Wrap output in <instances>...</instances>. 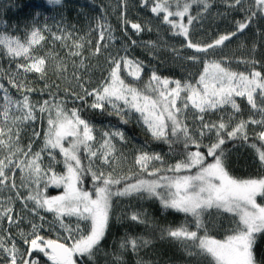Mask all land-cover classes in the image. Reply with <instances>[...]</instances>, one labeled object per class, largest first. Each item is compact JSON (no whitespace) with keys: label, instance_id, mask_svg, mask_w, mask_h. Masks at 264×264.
Instances as JSON below:
<instances>
[{"label":"snow or ice","instance_id":"snow-or-ice-1","mask_svg":"<svg viewBox=\"0 0 264 264\" xmlns=\"http://www.w3.org/2000/svg\"><path fill=\"white\" fill-rule=\"evenodd\" d=\"M215 0H139L141 7H147L156 17H160L163 24L169 25L172 35L183 36V47L193 49L195 53L210 55V49L225 45L233 37L239 39L245 30L251 31L253 25L264 26V0H222L227 14L242 13L241 19L232 18L231 30L219 34L213 41L199 44L189 38V26L193 20L198 23L205 19L204 14L211 15L210 10ZM49 4H61L62 0H48ZM175 4V11L173 10ZM197 5L195 15L191 13L192 5ZM119 17L121 29L127 36L128 29L136 34L153 31L148 23L133 22L127 19V0H120ZM14 6V10H15ZM163 14V15H161ZM39 15V14H37ZM179 17V21L170 19ZM187 17V24L184 18ZM95 19L90 31L98 34V42L94 52L100 53V42H104L107 75H102V82L91 89L84 86L82 75L73 73V79L81 89V94L73 93L82 107L99 110L109 115H117L123 124L129 122V116L138 113V121L146 126L155 140H163L171 146L181 143L185 149L190 145L196 146V151L188 152L185 160L176 163L169 171L179 172L181 169L197 168L195 175L183 177L161 176L157 180H146L131 176L107 175L93 164L97 158V151L93 150L90 142L96 140L93 135L94 125L81 114L82 108L66 109V100L59 98V86L45 81L43 88H34L17 80L15 73L11 74L9 84L22 92V98L16 100L11 97L8 89L0 83L2 93L3 120L9 121L11 126L0 127V264H41L40 255L47 258L51 264H94V258L103 250L102 241L105 239L109 227V213L113 197L137 196L140 199L155 198L158 200L162 212L173 210L191 216L192 226L188 222L177 227L159 229V239L180 242L187 255L193 259L189 264H199V258L211 256L215 264H259L255 255V246L258 235L264 233V206L258 204L256 197L264 195V178L236 179L229 174V149L226 144L233 141L247 142L249 140V125H258L259 130H253L257 140L261 142L250 145L256 150L257 159L264 166V71L254 70L256 61H251L253 70L249 74L236 72L229 67L222 66L221 62L207 60L194 54H188L185 60L193 63H202V72L195 84L181 79H170L158 74L155 64L149 66L131 54V47L138 46L148 50L153 60H159L156 55L159 44L151 40L143 43L128 36L130 46L121 43L116 45L117 37L109 24L106 14L102 11ZM174 30V31H173ZM259 31V29H258ZM264 41V32L260 33ZM55 39L59 36L53 34ZM44 36L40 30L31 32V39L27 44L19 39L0 34V46L7 50L11 57H18L29 52L32 44H38ZM116 46V51H110L109 45ZM80 45H77L79 49ZM172 54L178 55L179 50L167 45ZM255 46H253L254 50ZM79 51L72 55H79ZM31 64H17V71L24 73L40 72L41 79L45 72L43 58H30ZM80 68L87 74L84 60H80ZM133 81H140L145 68L149 69L148 77L139 85L126 83L122 78L121 68ZM174 85V87H169ZM38 91L41 95L47 91V99H31V93ZM183 97L181 106L177 101ZM87 97H92L89 102ZM235 97L246 99L250 107L247 119L242 118L241 105ZM191 107L196 110L194 120L200 121L199 126L193 125L191 131L184 122V113ZM106 106H110L106 107ZM229 106L231 112L219 111ZM16 113L10 116V110ZM217 112V120L205 119L204 113ZM47 127L44 130L42 142L38 150H33V144L41 140V131L36 126L37 121ZM26 126V127H25ZM27 136V144L21 146V133ZM100 143L104 149L99 159L109 164V156L113 152L112 140H125L123 130L116 129L102 133ZM169 136L174 137L170 140ZM71 137L72 139L68 140ZM208 143H204V138ZM68 140V147L64 141ZM234 146V145H233ZM83 147L88 161L82 163L80 150ZM203 147L205 152L199 149ZM57 150L63 159H57ZM48 160H44V156ZM206 157H212L213 162L205 163ZM161 161L162 157L155 153L140 150L136 163L145 168L149 161ZM62 163L66 171L58 172L57 164ZM17 169L20 172V184L16 182ZM159 171V169H156ZM154 174V173H153ZM91 176L93 192L83 188L86 176ZM218 181V183L214 182ZM123 187H116L121 185ZM79 185V187H78ZM49 186L63 187L64 194L48 197L44 193ZM163 187L164 192L157 189ZM26 189L22 195L20 189ZM20 202L19 209L16 202ZM233 213L239 219L231 234L225 239H213L207 234L208 228L214 224H205L204 214L212 215L209 210ZM53 214V220L48 222L41 212ZM65 217H76V223L65 222ZM129 219L143 225H154L147 210L133 212ZM80 221H87L86 231L81 229ZM27 225L26 231L23 225ZM51 230L63 229L64 240H72L70 246L58 240L46 239L41 235L45 228ZM194 228V230H193ZM15 229V231H13ZM203 235H198L201 230ZM17 235L28 248L21 252L18 247ZM190 242V243H186ZM153 241L143 236H126L118 245V250L105 253L112 257L110 264H127L125 256L128 252L138 257L141 248H146ZM38 255H33V253ZM77 256L82 259H74ZM86 258V259H83ZM136 264H144L137 259Z\"/></svg>","mask_w":264,"mask_h":264},{"label":"trees","instance_id":"trees-1","mask_svg":"<svg viewBox=\"0 0 264 264\" xmlns=\"http://www.w3.org/2000/svg\"><path fill=\"white\" fill-rule=\"evenodd\" d=\"M127 2V19L142 24L150 21L153 31H145L140 35H136L129 27L126 36L121 29L120 8L118 6L120 0H62L59 5L49 4L48 0H0V34L19 39L25 44L31 39L33 30H40V34L44 36V39L38 44L31 45L27 57L25 55L11 57L7 54L6 48L0 46V83L4 84L11 97L16 100L22 98V92L9 84L12 73H15L18 81L23 79L24 83L30 84L37 89L43 88L45 81L58 85L59 91L56 94L59 98L66 100L65 107L69 110V114L73 107L82 108V116L94 125L93 135L96 140L90 143L93 150L97 151V158L93 159V164L104 171L106 175L111 172L114 176H131L135 180L137 177L145 179L153 178L154 176H174L192 173L198 169H181L179 172L169 171V169L176 163L185 160L188 152L196 151L195 145H190L185 149L181 143H174L170 148L163 140L153 139L151 133L146 130V126L137 120L138 113L129 116V122L123 124L117 115H109L99 110L82 107L80 101L76 100L73 95V93L83 94L73 79L74 72L81 73L84 86L89 89L97 87L102 82V75H107L108 64L104 42H100V53H95L94 48L98 42V34L95 31H90V25L94 26L95 24L94 18L99 16L102 11L106 14L113 33L118 38L116 45L124 43L130 46L128 36L141 43L149 40L157 42L159 49L156 55L160 58L159 60H153L148 50L143 47H131V54L149 66L155 64L159 69L158 74L170 79H181L182 83L185 81L194 83L198 80L202 64L185 60L184 57L188 54L205 57V54L195 53L193 49L183 47L184 37L172 35V32L168 30L170 26L163 24L160 17L154 16L147 7H141L139 0H127ZM14 6H16L15 10ZM196 8L197 5H192L191 13L193 15H195ZM173 10L175 11L174 3ZM210 12L211 15L204 14L205 19L199 21V23L193 20L189 26V38L196 43L206 44L213 41L219 34L231 30L233 17L241 19L243 15L236 12L228 15L222 0H215ZM170 19L179 21V17H171ZM184 23L187 24V17L184 18ZM261 32H264V26L260 24L253 25L252 30H245V33L239 35V39L233 37L232 40L226 41L224 46L214 50L210 49L209 53L211 54L206 56L205 59L230 62L235 64V67L241 71H252L253 64L251 61H256L254 70L264 71V41L261 40ZM53 34L59 36L60 39H55ZM77 45H80L79 49H77ZM167 45L174 46L179 50V54L174 56ZM253 46H255L254 50ZM109 50L115 52L116 46L110 44ZM76 51H79L80 54L72 55ZM33 57L45 59L43 79H41L42 74L40 72L31 71L24 73L22 69L17 71V64H31L33 60L30 58ZM81 59L84 60V64L87 66L86 75L83 74L85 70L80 68L79 62ZM148 73L149 69L145 68L141 74L140 81H133V78L130 77L125 79V82L139 85L147 79ZM2 95L0 93V127L11 126L9 121L3 120ZM185 95V93H181V100L177 101L178 107L181 106ZM47 98V91L44 95H41L38 91L31 93L32 100ZM87 99L91 102L93 98L87 97ZM237 103L241 105V114L238 115H242V118L247 119L251 111L250 107L244 100L237 99ZM106 107L110 108V106ZM227 107L224 108L223 112H231V108ZM15 113L16 110L14 108L10 110V116ZM195 113L196 110L191 107L189 102V108L182 115L190 131L194 124L197 127L200 124V121L193 119ZM204 115L206 120H217V112H206ZM36 126L41 131V140L33 144L34 151L38 150V146L42 142L44 130L47 127L46 120L43 123L37 121ZM116 129L123 130L125 140H120L118 137L112 140L114 149L109 156L110 163L104 164L99 159L100 153L104 151L100 146L103 139L102 133ZM253 130L258 131L259 126L249 125V140L247 142L233 141L226 144L229 149L227 170L236 179L264 178V166L260 165L256 150L250 146L252 144H256L258 148L261 146V142L256 139ZM70 139L72 138L69 137L68 140ZM169 139L174 140L175 138L169 136ZM68 140L64 141L65 147H68ZM208 142V138L205 137L204 143ZM19 143L21 146L27 144V136L23 132ZM141 149L160 155L162 160L147 162V169L144 170L136 163V157L140 155ZM199 150L206 153V149L203 147ZM2 154L3 152H0V155ZM79 154L82 158V163L86 164L88 157L83 147H81ZM57 159H63L58 150ZM44 160H48L46 155ZM212 160V157H208L205 163L207 164ZM55 169L61 173L66 171L62 163L57 164ZM156 169H159V171H156ZM16 182L20 184V172L18 169ZM116 187H123V183L116 185ZM83 188L93 192V198H95L90 175L84 178ZM20 191L24 195L27 190L22 188ZM63 193V187L49 186L44 194L48 197H54ZM256 198L257 203L264 206V195H258ZM19 207L20 202L17 201L16 208L19 209ZM138 210H147L155 224L143 225L131 221L129 216ZM209 211L212 215L204 214L205 224H214L215 226L208 228L207 234L213 239H225L227 235L231 234V228L235 227V221H238L239 218L233 213L223 212V210L211 209ZM41 214L46 217L48 222L53 220L52 213L42 211ZM64 219L66 223L70 222L73 225L76 223V217H65ZM192 219L191 216L173 210L162 212L159 202L155 198L140 199L137 196L113 197L109 213V227L105 239L102 241L103 250L94 258V264H110L112 257L105 255V253L117 251L120 241L126 236H143L153 241L151 245L141 248L139 251L138 257L144 261V264H189L193 258L187 255L184 248L180 246V242L159 239L158 230L165 227H177L185 221L191 227ZM87 223V221H80L82 230L86 231L85 225ZM23 227L26 231L28 230L26 224ZM203 233L204 230L202 229L198 235H203ZM41 235H44L46 239L50 238L66 243L68 246L73 242L72 240H64V236L67 233L63 229L51 230L47 228V224L41 230ZM257 235L258 240L254 251L259 264H264V233ZM17 242L21 252L28 248V245L23 244L22 240H20L19 235H17ZM33 255L38 254L34 252ZM39 255L41 264H51L46 257L42 254ZM138 257L136 254L128 252L125 259L127 264H136ZM75 259L79 260L82 258L75 256ZM199 264H215V262L211 256L204 255L199 258Z\"/></svg>","mask_w":264,"mask_h":264},{"label":"rangeland","instance_id":"rangeland-1","mask_svg":"<svg viewBox=\"0 0 264 264\" xmlns=\"http://www.w3.org/2000/svg\"><path fill=\"white\" fill-rule=\"evenodd\" d=\"M219 62V61H218ZM198 64V63H197ZM202 64V63H201ZM221 64H222V66H224V67H229L231 70H233V71H236V72H244L245 74H249L251 71H241V70H238L236 67H235V64H233V63H230V62H221ZM202 68H203V64H202ZM201 72H202V70H201ZM121 75H122V78H124V79H128V78H130V76H128L127 75V71L126 70H124V68H123V65H122V68H121ZM193 84H195V82L193 83ZM169 87H174V85H170ZM235 99H236V101H237V99H240V100H244L246 103H247V101H246V99H244V98H241V97H235ZM226 107V106H225ZM227 108H229L230 109V107L228 106ZM220 111H224V109H222V110H220ZM209 112H215L216 113V111H209ZM139 115V114H138ZM207 158L208 157H206V159H205V161L207 160ZM211 162H213V160L212 161H210V162H208V163H211ZM147 166H148V163L146 164V166H145V168H143L144 170H146L147 169ZM197 171L198 170H196V171H194V172H192V173H189V174H181V175H174V176H166V177H183V176H185V175H195L196 173H197ZM161 176H154L153 178H145L146 180H157V179H159ZM214 182H216V183H218V181H214ZM78 187H79V185H78ZM157 191H159V192H164L165 191V189L163 188V187H161V188H159V189H157ZM64 194V193H63ZM63 194H61V195H63ZM257 199V198H256ZM74 259H75V256L73 257Z\"/></svg>","mask_w":264,"mask_h":264},{"label":"water","instance_id":"water-1","mask_svg":"<svg viewBox=\"0 0 264 264\" xmlns=\"http://www.w3.org/2000/svg\"><path fill=\"white\" fill-rule=\"evenodd\" d=\"M66 246H68V245H66Z\"/></svg>","mask_w":264,"mask_h":264}]
</instances>
